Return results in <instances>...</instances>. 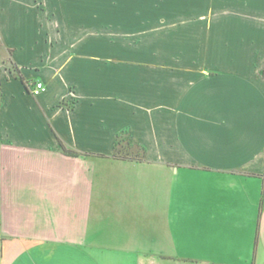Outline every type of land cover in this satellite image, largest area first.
<instances>
[{
	"label": "crops",
	"instance_id": "1",
	"mask_svg": "<svg viewBox=\"0 0 264 264\" xmlns=\"http://www.w3.org/2000/svg\"><path fill=\"white\" fill-rule=\"evenodd\" d=\"M0 264H264V0H0Z\"/></svg>",
	"mask_w": 264,
	"mask_h": 264
},
{
	"label": "rangeland",
	"instance_id": "2",
	"mask_svg": "<svg viewBox=\"0 0 264 264\" xmlns=\"http://www.w3.org/2000/svg\"><path fill=\"white\" fill-rule=\"evenodd\" d=\"M123 142L122 144L120 143V145L118 146V149L116 150V153L118 155L120 156H128V155L140 156L141 155V152L139 149L130 147L126 141H123Z\"/></svg>",
	"mask_w": 264,
	"mask_h": 264
},
{
	"label": "built area",
	"instance_id": "3",
	"mask_svg": "<svg viewBox=\"0 0 264 264\" xmlns=\"http://www.w3.org/2000/svg\"><path fill=\"white\" fill-rule=\"evenodd\" d=\"M28 86L30 87V90L34 94H38L41 90L44 89V86H43V84L41 82H34V83H31V84H28Z\"/></svg>",
	"mask_w": 264,
	"mask_h": 264
},
{
	"label": "trees",
	"instance_id": "4",
	"mask_svg": "<svg viewBox=\"0 0 264 264\" xmlns=\"http://www.w3.org/2000/svg\"><path fill=\"white\" fill-rule=\"evenodd\" d=\"M28 84V83H27ZM63 150L65 151V153H67L68 155H77L78 153L74 150L68 149L64 146Z\"/></svg>",
	"mask_w": 264,
	"mask_h": 264
}]
</instances>
